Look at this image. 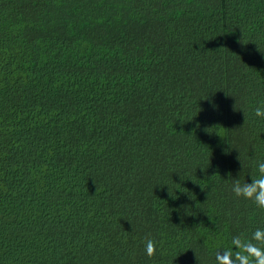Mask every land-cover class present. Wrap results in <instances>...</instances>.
I'll return each mask as SVG.
<instances>
[{
  "label": "trees",
  "instance_id": "trees-1",
  "mask_svg": "<svg viewBox=\"0 0 264 264\" xmlns=\"http://www.w3.org/2000/svg\"><path fill=\"white\" fill-rule=\"evenodd\" d=\"M258 105L264 0H0V264H264Z\"/></svg>",
  "mask_w": 264,
  "mask_h": 264
},
{
  "label": "clouds",
  "instance_id": "clouds-1",
  "mask_svg": "<svg viewBox=\"0 0 264 264\" xmlns=\"http://www.w3.org/2000/svg\"><path fill=\"white\" fill-rule=\"evenodd\" d=\"M254 114L256 117H264V105L255 107ZM257 172V177L250 181L235 180L231 186V191L237 197L251 199L257 207L264 209V161L257 164ZM261 237H264V229H257L253 233V238L260 239ZM145 251L149 256L155 251L154 242L150 238L145 241ZM257 251L264 252V249H257Z\"/></svg>",
  "mask_w": 264,
  "mask_h": 264
}]
</instances>
